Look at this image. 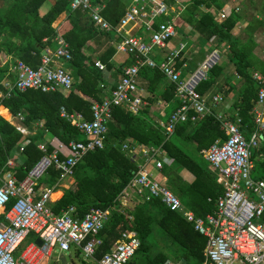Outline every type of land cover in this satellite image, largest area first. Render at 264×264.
<instances>
[{"label": "built area", "instance_id": "1", "mask_svg": "<svg viewBox=\"0 0 264 264\" xmlns=\"http://www.w3.org/2000/svg\"><path fill=\"white\" fill-rule=\"evenodd\" d=\"M70 8L88 13L100 30L113 31L112 43L117 39L116 53L124 56L132 54L134 62L122 67L116 85L107 91L101 101L91 103L92 119H85L79 111L60 107V116L85 134V140L63 142L46 130L44 141L37 145L42 154L22 178L18 177L15 168L19 165V154L25 143H18L10 152L5 163L7 170L0 174V215L3 216L0 220V264H37L44 256H50L55 246L60 251L70 248L79 250L98 264H127L133 257L140 240L135 230L127 228L120 231L118 239L108 251L100 257L96 256L102 244L98 234L111 215L112 207L90 208L79 218L74 206H69L56 215L49 207L52 188L41 187L40 180L54 167L59 171V181L72 178L68 183L61 184L69 188V184L74 183L76 164L86 153L103 148L112 109L124 106L135 114L143 108L146 102L139 89L140 67H157L168 81L175 84L174 95L180 105L166 121L157 119V125L166 134H171L178 122L194 121L213 114L212 107L223 101V96L218 92L213 93L209 101L207 96L197 91V87L207 77L208 70L221 63L229 46L223 43L215 46L195 70L183 74L176 58L181 60L187 45L180 41L176 46H169V41L177 34L174 26L176 14L165 0H132L116 25L110 24L101 15L104 5L93 4L91 0H71ZM227 16L228 12L222 9L217 19L221 22ZM160 17L162 20L158 21ZM55 42V48H43L36 67L0 53V68L6 67L0 79V86L4 89H0V97L27 89L58 91L68 95L73 77L65 61L72 58V53L68 42L60 34L55 36ZM156 54L162 55L159 63L151 57ZM94 65L100 70L105 69L99 59L95 60ZM255 78L259 88L252 108L255 127L250 137L243 135L241 117L237 111L230 113L232 115L217 113L215 116L220 120L226 137L201 151L203 158L224 182V192L216 201L214 213L205 218L195 216L167 187L164 177L152 174L149 161L157 155L158 150L151 146L142 148L145 165L138 166L129 184V187L138 186L159 196L170 210L181 213L193 222L194 229L206 237L201 264H264V178L252 177L251 159L252 150L260 146L261 132L264 131V78L258 74H255ZM100 86L106 89L103 83ZM6 110L8 116H0L21 134H29L21 124L23 115L20 112L13 115ZM38 125L42 126L43 122L40 121ZM48 146L52 148L49 150ZM122 148L128 149L129 145L125 142ZM154 162V166L160 169L164 160L157 158ZM121 195L120 203L129 208L126 202L128 193L124 190ZM31 234L33 240L30 239ZM36 238L41 239V246L35 243ZM27 240L29 242L18 254L17 261L16 252Z\"/></svg>", "mask_w": 264, "mask_h": 264}, {"label": "trees", "instance_id": "2", "mask_svg": "<svg viewBox=\"0 0 264 264\" xmlns=\"http://www.w3.org/2000/svg\"><path fill=\"white\" fill-rule=\"evenodd\" d=\"M58 1L55 7L42 13L40 8L45 0H0V53L22 59L36 67L40 62L43 48L46 46L54 48L56 45L54 37L60 34L68 42L72 53V58L66 61V65L73 77V85L68 95L58 91L27 89L16 90L9 96L0 97V105L8 108L13 115L18 112L23 115L21 124L30 132L23 135L0 117V174L7 170L5 163L12 149L16 148L18 143L24 142L21 152L22 163L15 168L18 177H24L42 154L37 145L44 141L46 130L63 142L84 139L82 132L60 116V107L64 106L68 111H80L87 120L92 119L91 103L101 101L107 93L100 84L110 86L108 78L121 73L122 67L134 62V56L130 54L114 68L110 61L116 53L117 39L112 43L114 32L100 30L88 13L79 9L72 10L71 0ZM91 1L93 4L105 5L101 15L112 25L118 23L129 4V1L125 0ZM194 3V8L187 7L179 19L174 21L175 29L179 31L181 23L188 21L199 33L202 43L216 35L220 41L228 44L226 56L229 62L234 64L235 71L242 81L247 82L232 102L241 117V131L247 135L255 127L252 107L257 99L259 86L252 78V72L263 66L261 71L264 73L263 63L256 59L253 53L255 42L252 29L246 30L248 36L245 39L234 37L231 29L241 17L239 13L233 12L219 23L214 20L211 13H202L196 7L198 3L208 5L207 0H194ZM62 11L66 12L67 23L55 28L52 23ZM197 12L200 13L199 18L195 17ZM251 21L256 25L261 23L255 22V18ZM89 40L100 41L101 44L100 51L92 56L86 55L83 51ZM151 57L156 63L162 59L161 54ZM97 59L104 63L105 69L100 70L94 65ZM176 63L179 67L183 64L179 58H176ZM196 67V61L190 62L182 69V73L193 71ZM5 68H0V79ZM223 70L224 63L210 68L207 77L198 85L197 91L204 93L209 90L223 74ZM138 79L145 82L150 102L154 99H163L177 105L178 99L174 95L175 84L168 81L159 68L148 65L140 67ZM229 87V90L224 91L225 95H233L237 88L236 84ZM0 89L3 88L0 86ZM213 113L195 122L190 120L180 122L175 125L170 135H166L165 131L150 119L147 107L133 114L124 106H115L111 119L114 128L108 130L103 148L90 151L82 157L75 167L73 185L63 191L60 199L49 203V207L54 214L59 215L69 206H74L76 216L79 218L90 208L113 207L98 236L103 241L112 235L118 238L122 229L135 230L140 245L127 264H161L171 258H183L190 264H201L205 237L194 230L192 222L168 209L158 198L145 197L141 204H136L132 209L127 208L126 214L119 211L121 206L118 203V196L137 170L129 150H123L121 146L125 141H129L130 149H133L134 142L137 145L161 146L171 161L163 168L171 188L196 216H204L214 211L215 199L223 191L201 153L202 149L209 147L215 140L226 137L214 109ZM0 114L8 116L7 110L3 107H0ZM40 121L43 122L42 126L38 125ZM51 148L48 146L49 150ZM251 157L254 160L252 176L255 179L264 178V143L252 151ZM183 168L194 175V180L187 187L183 183L180 184L178 177V172ZM47 175L43 181L52 184L58 178L59 171L51 167ZM2 218L0 215V220ZM119 224L120 227L117 228ZM26 243L28 242L21 245L16 252L17 259ZM77 253L80 254V251L77 250ZM96 256L100 257L97 253Z\"/></svg>", "mask_w": 264, "mask_h": 264}, {"label": "crops", "instance_id": "3", "mask_svg": "<svg viewBox=\"0 0 264 264\" xmlns=\"http://www.w3.org/2000/svg\"><path fill=\"white\" fill-rule=\"evenodd\" d=\"M165 1L168 4H170L173 7V9H174V13L176 14V17H175V20H174L175 22H176L177 19H179V17L187 9V7L194 8V4H195L194 0H165ZM207 1H208V5L206 3H200V4L198 3V4H196V7H198V10L200 12H202V13L203 12L211 13L213 15V17H214V20L217 21V22H219L218 19H217L218 12L220 10H222V9H224V10H226L228 12L227 18L233 12L240 14L241 17L235 23L234 27L231 29V34L234 37H241V38L245 39L248 36L246 30L252 29L253 39H254V42H255V46L253 48V53L255 55V58L259 59V61H261L263 63V65H264V0H207ZM58 3H59L58 0H54V2L52 3V5L49 8L55 7L56 4H58ZM217 3H219V5H217ZM129 4H130V2H129ZM102 5H104V4H102ZM58 16L59 17H57V19L52 23V26L55 27V28L56 27L58 28L60 26V24H66L67 23V22H65V20H66V12L65 11H62V13H60ZM195 17L199 18L200 17V13L197 12L195 14ZM253 18L256 19L255 22L261 21V23L259 25H256L253 21H251ZM157 20L161 21L162 18L160 17ZM54 39H55V37H54ZM44 40H46V39H44ZM180 41L185 42L186 45H187L186 49L183 51V55L181 57L182 62L186 64L185 66H181L182 69L183 68L185 69L187 67L188 63L193 62V61H196V66H198L200 64V62L206 57L208 52L213 49L214 45L218 46V45H220L222 43L228 45L225 41H220L219 38L216 35H213L210 38V40L207 41L206 43H202L201 42V38L199 36V33L194 29L193 25H191L188 21H183L181 23L180 30L177 31V34H176L175 37L171 38V40L169 41V46L176 45ZM99 42L95 41V40H89L87 42L86 46L83 48V51L85 52V54L89 55V56H92L97 51H100L101 44H99ZM55 47H56V45H55ZM124 57L125 56L122 55V54L115 53V55L110 60L111 63H113L114 68H117L119 66L120 62L123 60ZM221 63L222 64L224 63L223 74L215 81L214 85L209 90H207L206 92L201 93V94H203L204 96H207L208 100L210 101V96L213 93H216V92L220 93L223 96V101L220 104L216 105L215 107L213 106L212 110L214 109L216 114L217 113H224V112H227L229 114L230 113L233 114V113H235V111H237L235 106L232 105V102L235 100L234 97L239 94L240 90H242L245 87L247 82L246 81H242V79L239 77V75L235 71L234 64L229 62L227 56L222 58ZM65 66L67 68L66 61H65ZM261 69H263V66H262ZM261 69H254L253 70L252 78L255 81H257L256 78H255V74H258V75H260V76H262L264 78V73H262ZM119 77H120V73H117L113 77L108 78L109 79L108 84H110V86H108V85L106 86L104 84V86L106 88L105 90L108 91L109 89L113 88L116 85L117 81L119 80ZM234 84H236L237 88H235L236 90L233 93V95L232 94L225 95L224 91L229 90V88H230L229 86L234 85ZM258 88H259V86H258ZM139 89H140V92L142 91L141 94H143L144 100L146 102V104L143 106L142 109H144L146 107L148 108L149 117L156 124H157V119H161L162 121H166L167 118L169 117V115L180 105V101L179 100L177 101V105H173V104H171V103H169V102H167V101H165L163 99H154V101L150 102L148 100V98L150 97V94L146 90L145 82H143L141 80L139 81ZM257 92H258V90H257ZM0 106L5 108V109H8L4 105H0ZM232 114H230V115H232ZM0 117H2V116H0ZM2 118L5 119L4 117H2ZM199 119L200 118H198V119H196L194 121H192V120H190V121L195 122V121H197ZM182 122H184V121H182ZM178 123H180V122H178ZM251 133H249L247 135H245L243 133V135L246 138H249ZM165 134H166V132H165ZM83 135H84V139H81V140H85V138H86L85 134H83ZM166 135H170V134H166ZM224 139H220L219 138L217 140L221 141V140H224ZM125 142L129 145V148L128 149H123L122 148V149L123 150H129L131 158L135 161V163L137 165V170H138V166L145 165V156L143 155V153L141 151L142 148L144 149L147 146H151L154 149L158 150L157 151V155L154 158H152L151 161H149V168L152 171V174L154 176L164 177L165 178L164 183L167 185V187L173 193H175V191L170 186V181L168 179V176L163 171L164 166L166 164L169 165V163L171 162L166 157L165 150L161 146L156 147V146H152V145H137L136 142H134V145L132 147L133 149H130L129 141H125ZM262 143H264V131L261 132L260 146L262 145ZM193 146H195V143H194ZM207 148H204L202 150H205ZM253 150H255V149H253ZM19 155H20V158H19L20 161L18 163L20 164V163H22L21 153ZM157 158H161L162 160H164L163 166L160 169H158V168H156L154 166V163H155L154 161ZM251 159H252V157H251ZM252 162H253V166H254V160L253 159H252ZM168 167H170V166H168ZM208 167L215 174V179H216L217 183L222 186L223 191L220 194V195H222L223 192H224V182L220 178V176H219L217 171H215L211 166H208ZM137 170L134 172V174L137 172ZM46 177H48V175L43 176V178H46ZM178 177L180 178V184L183 183L186 187L189 186L192 183V181L194 180L193 173L191 171H189L188 169H186V168H183V169H181V171L178 172ZM43 178L41 179L42 181L40 180V184L42 185L41 187L48 186V187L52 188L50 203L51 202H55V201H57L58 199L61 198V196L63 194V191L65 189H69V188H65L61 184L68 183L72 179L71 178V179L59 181V179L57 178L54 183L48 184L47 182L43 181ZM259 179H261V178H259ZM73 180L75 181V177L74 176H73ZM129 184H130V182H129ZM129 184L123 189V191L125 190L128 193V196L126 198V200H127L126 202H127L128 207H129L128 209L134 208L136 206V204H141L144 201L145 197L158 198L160 200V202L164 206H166L165 203L162 201V199L159 196H154L147 189H142V188H139L138 186H135V187L130 186L129 187ZM72 185H73V182L69 184V186H72ZM122 192L118 196V203L121 206V209L119 211L124 214V213H127L128 209H126L125 206H123V204L120 203V196H122L121 195ZM218 197L215 199V202H214L215 208H214L213 212L207 213L204 216H197V217L205 218L208 214L214 213L215 210H216V201H217ZM209 200H210V198H209ZM183 205L185 206V208H187V209H189L190 211L193 212V210L190 209L189 207H187L184 203H183ZM122 210H124V212H122ZM176 213L179 214L185 220H187L181 213H179V212H176ZM194 215H195V213H194ZM189 222H191V221H189ZM193 226H194V224H193ZM119 227H120V224L117 225V228H119ZM117 239L118 238H116V236L112 235V236L107 237L105 240H103L102 244L98 247L97 255L101 256L103 253L108 251L110 249V247L112 246V244ZM31 240H33V238H31ZM26 244H28V243H26ZM205 245H206V237H205ZM205 245H204V248H205ZM204 248H203V251H204ZM74 251H75L76 254H78L77 250H74ZM45 257L46 256H44L40 260V262H38L37 264H41V262L45 259ZM90 261H91L92 264H98L97 261L95 259H93V258H90ZM71 263L72 264H76L74 261H72ZM161 264H190V263L186 259H183V258H178V259L171 258V259H167L166 261L162 262Z\"/></svg>", "mask_w": 264, "mask_h": 264}, {"label": "rangeland", "instance_id": "4", "mask_svg": "<svg viewBox=\"0 0 264 264\" xmlns=\"http://www.w3.org/2000/svg\"><path fill=\"white\" fill-rule=\"evenodd\" d=\"M125 1L131 2L132 0H125ZM53 2H54V0H45V2L43 3V5L40 8V11L45 12L52 5ZM214 47H215V45H214ZM225 56H226V53L223 54V57H225ZM126 209H127V207H126ZM33 237H34L33 234H31L30 239ZM27 242H29V240H27ZM59 254H64L68 263H71L72 261H74L76 264H92L90 261V258H86L82 253L76 254L73 248H70L68 251H60L58 246L54 247L51 255L46 256L45 259L41 262V264H61V262L58 260ZM17 261H18V259H17ZM233 264H241V263L235 262Z\"/></svg>", "mask_w": 264, "mask_h": 264}, {"label": "water", "instance_id": "5", "mask_svg": "<svg viewBox=\"0 0 264 264\" xmlns=\"http://www.w3.org/2000/svg\"><path fill=\"white\" fill-rule=\"evenodd\" d=\"M107 126L109 128V130H112L114 128V125L112 122H108L107 123ZM35 243L38 245V246H41L42 245V241L40 238H36L35 239ZM58 260L61 262V264H72V263H68L64 254H59V257H58Z\"/></svg>", "mask_w": 264, "mask_h": 264}]
</instances>
